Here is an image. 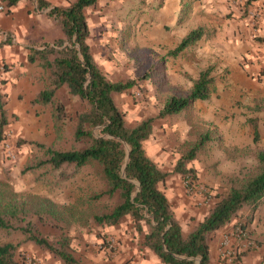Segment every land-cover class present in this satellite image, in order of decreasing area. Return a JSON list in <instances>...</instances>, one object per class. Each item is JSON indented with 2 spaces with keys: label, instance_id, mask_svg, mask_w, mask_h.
<instances>
[{
  "label": "trees",
  "instance_id": "1",
  "mask_svg": "<svg viewBox=\"0 0 264 264\" xmlns=\"http://www.w3.org/2000/svg\"><path fill=\"white\" fill-rule=\"evenodd\" d=\"M0 1L5 2L8 8L17 2ZM37 2L39 8L50 6L46 0ZM96 2L97 0H75L68 5L52 7L49 14L61 27L64 38L55 40L51 45L43 44L41 49H29L28 61L46 72L48 83L35 97L33 104L46 106L54 103L56 91L64 87L70 96L88 105L87 110L77 114L71 147L61 148L58 146L59 142L46 147L37 144L45 148L44 155L24 171L45 165L53 170H59L63 165H73L80 169L95 163L100 167L106 188L94 198L101 195L118 198L109 212L93 215L96 222L104 226H116L123 217H127L138 233H142L145 226L143 242L161 264H213L211 240L217 231L233 223L244 210H250L249 219L243 224L247 227L248 222L253 220L256 209L264 202V145H234L223 149L229 159L235 161L246 155V158L254 161V165L242 167L239 174L228 177V188L216 195L215 202L203 218L186 232L162 188L169 172L160 169L144 148L155 117H146L134 126L127 125L112 94L127 90L133 86L134 81H111L91 53L85 9ZM235 2L239 16L249 17L250 10L258 11L254 8L253 0ZM252 21L257 23L258 18ZM202 35L203 27L192 29L168 51V55L177 56ZM258 40L264 41V36L258 37ZM211 68L207 66L200 71L199 77L192 81L186 94L170 96L157 116L175 114L194 100L208 99L212 94L211 85L214 81ZM256 76L264 75L257 73ZM63 108L61 103H56L55 122L66 117ZM247 108L257 113L264 112V100L256 99ZM248 121L252 125L256 122L254 118ZM9 124L6 94L0 90V150L3 161L11 162L3 153L4 143L10 139L6 132ZM253 126V141L256 143L259 132ZM96 128L97 136L94 134ZM55 129L57 133L60 132L59 126H55ZM206 136L203 132L200 134V141L180 156L173 172L182 176L190 175L197 180L194 169L188 164L196 156L199 146L204 144L205 139L208 140ZM27 142L31 141L20 139L17 145ZM233 151L234 154H230ZM64 214V206L38 195L16 192L6 180L0 179V228L20 231L26 236V240H31L52 253L63 264H83L72 253L67 235L63 233L57 240L50 241L37 229L36 220L67 222V215ZM16 249V245L12 243L0 244V264H17ZM246 250L239 252L235 259ZM220 260L223 261L221 258Z\"/></svg>",
  "mask_w": 264,
  "mask_h": 264
},
{
  "label": "crops",
  "instance_id": "2",
  "mask_svg": "<svg viewBox=\"0 0 264 264\" xmlns=\"http://www.w3.org/2000/svg\"><path fill=\"white\" fill-rule=\"evenodd\" d=\"M37 1L17 0L11 8H8L5 2L0 3L3 7L0 9V90L6 94L8 111L12 119L10 128L13 133L33 141H38L40 137L46 135L51 137L52 113L49 109L33 104V100L44 89L46 83L42 80L40 69L35 63L28 61L29 49L30 47L41 49L43 44L51 45L55 40L64 38L61 27L49 11L54 6L70 3V0H46L50 6L39 8ZM193 1V6L184 11V19L179 15L182 0H162L160 13H149L150 19L145 21L150 25L149 29H162L158 22L174 24L172 34L165 32L163 39L151 35L149 40L150 46L161 44L167 45L168 48H171L168 45L170 36L177 39V44L192 29L203 27L201 38L177 56L168 55L169 50L166 52L164 82L169 86L174 84L179 88L189 89L192 81L197 79L200 71L207 66L212 67L211 76L214 79L211 85L212 94L208 99L194 100L175 114L159 118L155 117L156 114L151 115L155 119L152 132L145 140V151L160 169L169 172L162 188L177 217L199 216L206 210L205 207L194 206L195 199L185 194L180 185V175L173 172L176 161L190 145L199 142L198 138L200 139L202 132L208 136V140H204V149L211 146L214 149L218 145L217 128L221 133L219 135L221 144H224L220 150L234 145L240 147L264 145V112H251L247 109V105L254 100H264V76H256L264 61V41L258 40V37L264 36V0L254 2V8L258 10L257 23L249 17L239 16L235 0ZM176 44L172 47L174 48ZM91 46L96 62L99 55H103L105 71L108 70V65L115 64V69L108 72L121 74L124 68L120 66L117 69L116 64L120 63L109 58L110 46L104 36L99 34ZM174 61L177 62L176 67L173 66ZM97 63L102 67L100 58ZM110 77L115 78L111 75ZM1 80L5 81L4 84ZM63 89L65 88H59L54 98L59 90ZM234 92L237 94L232 99L230 97ZM245 108L248 111H244ZM252 118L256 120L253 125L259 132L256 143L253 141L254 126L248 121ZM26 147L30 145L26 144L20 150L14 147L18 150L19 158L25 155L23 152ZM201 147L199 146L196 153L202 150ZM3 158L0 150V169L1 165L14 162L3 161ZM195 160H199V155L190 163L192 167L201 168L202 164ZM210 162L208 161L205 166L209 167ZM21 164L18 167H21ZM83 178L87 179L79 176V181ZM66 180L67 178H64L60 181ZM25 182L34 187L30 180ZM79 196L77 194L76 198ZM124 220L116 226H105L104 229L114 234L112 238L118 241L117 250L109 254L110 260L104 259V254L100 253L97 257L99 264H161L143 242L145 226L141 235L131 221ZM124 222L127 224L123 225ZM87 238L97 240L95 237ZM8 240L7 234L4 233V236L0 237V244ZM216 246L214 240L211 247L216 250ZM213 264L221 262L214 258Z\"/></svg>",
  "mask_w": 264,
  "mask_h": 264
},
{
  "label": "rangeland",
  "instance_id": "3",
  "mask_svg": "<svg viewBox=\"0 0 264 264\" xmlns=\"http://www.w3.org/2000/svg\"><path fill=\"white\" fill-rule=\"evenodd\" d=\"M73 1L75 0H70V3ZM161 2L162 0H97L96 4L85 9L90 30L88 43L95 62L96 57L91 45L100 34L109 43V58L120 63L116 64L117 69L122 66L124 70L120 75L117 74L118 72L112 73V71L110 74L108 71L115 69V64H110L108 65V70L105 71L103 68V55H99L97 58V62H99L100 58L102 67L96 62L97 65L111 81H134L133 86L127 90L112 94L116 106L123 113L124 120L129 126H134L153 114H156L155 117L159 118L157 115L170 96H181L188 91L186 87L179 88L174 84L169 86L167 82H164L166 81L164 56L168 50L173 48L172 46L176 44L177 39L170 36L168 45L171 48H168L167 45L162 46L161 44L149 45L151 35L163 39L165 32L172 34L175 28L174 24L172 25L170 22L163 24L158 22L157 24L162 26V29H149L150 25L146 23L150 19L149 13H160ZM0 3L2 2L0 1ZM193 4V0H182L179 14L180 17L182 16V19L185 18V9L189 10V6H193ZM176 11L178 12V10ZM35 65L40 69L42 80H45L47 85L46 72L37 64ZM173 66L176 67L177 62L174 61ZM110 75L115 78L112 79ZM1 81L4 84L5 81ZM236 94L237 92H234L229 97L233 99ZM57 102L63 105L66 117L55 122L54 117L56 116ZM35 105H40L43 109H49L52 113L50 119L51 137L46 135L40 137L38 141H33L14 134L10 128L12 119L9 114L10 124L6 128V132L10 137V142L19 150L26 144L30 145V147H26L23 152L25 155L20 158L17 157V160L12 162L13 165L12 163L4 166L1 165L0 179L6 180L16 192L38 195L64 206V215H67V222H55L52 220L51 222H40L36 220L37 229L44 237L50 241H55L63 233L67 235L70 239L72 253L83 264H99L97 257L100 253L104 254V259L110 260L109 254L117 250L118 241L112 238L114 234L104 229L105 226L103 224L94 220L93 215L109 212L116 204L118 198L115 196L109 198L107 195L94 198L95 195L100 194L106 188V182L100 167L95 163H91L80 169H76L73 165H63L61 169L53 170L45 165L40 168L24 171L28 165H33L44 155L45 148L37 144H43L46 147L59 142L58 146L61 148L67 149L71 147L77 114L87 110L88 104L70 96L66 89H63L59 90L57 96L54 98V103H49L46 106L41 104ZM247 109L251 111L249 108ZM247 109L244 111H248ZM55 126L60 127L59 133L56 132ZM94 134L97 136V128L94 129ZM220 134L217 128L216 144L218 143V145L214 149L213 146L204 149L203 144L202 150L197 152L196 155H199V160L195 161L202 164L201 168H193L190 164L192 161L188 164L194 169L197 181L204 186L205 195L208 199L205 204H198L197 198L202 199V193L191 196V198L195 199L193 201L195 207H205L206 210L199 216L189 217L187 215L178 217L183 223L186 232L194 223L203 218L209 207L215 202L216 195L228 188V177L239 174L242 167L247 168L254 165V161L252 162L250 158H246V155L242 159L235 161L229 159L224 150H220L221 145H224L221 144ZM20 139L31 142L22 143L19 146L17 142ZM198 140L200 141L199 138ZM226 147L229 148L231 146ZM16 151L18 153V150ZM230 154H234V151L230 152ZM208 161H211L210 166L206 167L205 164ZM20 163H22L21 167H18ZM179 175L180 185L185 192L184 176ZM79 176L87 177V179L83 178L79 181ZM64 178H67V180L60 181ZM26 180H30V183L33 182L34 187H30L25 182ZM77 194L80 195L78 198H76ZM185 194L190 196L186 192ZM249 213L250 210H244L233 223L217 231L211 240V245L214 240L217 243L216 250L211 247L213 259L215 258L221 264H264V202L256 209L253 220L248 222L246 227L243 224L249 219ZM124 219L129 220V218L123 217L119 223L125 221ZM126 224L127 222H124L123 225ZM238 225L243 226L246 233L254 240L255 246L246 250L237 259H233L230 262L221 261L219 258V243L222 235ZM4 233L7 234L9 240L3 243L16 245L17 264H63L52 253L43 250L33 241L26 240V236L20 231H8L0 228V237L1 235L4 236ZM86 237H95L97 240L95 241L94 238H91L93 240H88Z\"/></svg>",
  "mask_w": 264,
  "mask_h": 264
},
{
  "label": "built area",
  "instance_id": "4",
  "mask_svg": "<svg viewBox=\"0 0 264 264\" xmlns=\"http://www.w3.org/2000/svg\"><path fill=\"white\" fill-rule=\"evenodd\" d=\"M3 7L0 6V9ZM258 17L256 11L252 10L249 11V18L253 20ZM264 75V61L262 62L259 74ZM3 153L5 154L6 158L12 161H16L18 157L17 151L14 149V146L7 140L3 145ZM184 188L185 192L190 196H196L198 193H202V199L197 198L198 204H205L207 202V196L205 195V188L204 186L199 183L196 179L191 177L190 175L184 176ZM255 243L248 234L246 233L245 229L238 225L234 227L231 231L225 232L222 235V238L219 243V257L226 261L230 262L235 259L239 252H242L248 248L254 247Z\"/></svg>",
  "mask_w": 264,
  "mask_h": 264
}]
</instances>
